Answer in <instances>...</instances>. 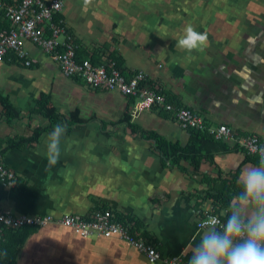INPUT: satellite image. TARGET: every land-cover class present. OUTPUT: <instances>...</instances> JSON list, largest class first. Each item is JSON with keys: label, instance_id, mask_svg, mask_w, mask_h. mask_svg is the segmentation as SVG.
<instances>
[{"label": "crops", "instance_id": "crops-1", "mask_svg": "<svg viewBox=\"0 0 264 264\" xmlns=\"http://www.w3.org/2000/svg\"><path fill=\"white\" fill-rule=\"evenodd\" d=\"M56 18L80 57L141 70L211 127L225 125L264 143V0H62ZM189 27L203 39L180 46ZM25 48L34 60L30 67L0 62V96L12 109L7 117L0 103V156L15 178L10 186L0 181V215L59 218L107 208L130 218L166 255L187 261L199 240V213L230 211L213 198L227 187L221 181L236 186V203L240 183L231 164L251 166L257 158L222 142L227 149L209 153L197 172L184 161L169 167L128 123L181 146L189 142L186 131L154 111L133 116V100L93 91L64 76L36 46ZM43 96L66 123L52 166L46 141L53 125L38 108ZM38 128L46 130L24 143ZM12 264L150 263L120 240L83 238L48 224L25 239Z\"/></svg>", "mask_w": 264, "mask_h": 264}, {"label": "built area", "instance_id": "built-area-1", "mask_svg": "<svg viewBox=\"0 0 264 264\" xmlns=\"http://www.w3.org/2000/svg\"><path fill=\"white\" fill-rule=\"evenodd\" d=\"M62 8V0H0V62L8 61L30 67L34 60L25 48L28 42L51 58L61 73L74 78L93 91L116 92L133 100L131 114L163 111L181 129L197 128L207 130L215 140L230 142L247 157L257 158L256 151L264 143L256 135L238 137L225 125L211 127L194 110L172 103L171 97L149 80L141 70L125 72L115 61L107 59L94 65L90 59L76 58L77 45L69 31L56 16ZM0 181L10 186L14 175L2 163L0 156ZM197 227L208 215H217L215 210H202ZM56 224L70 230L79 237L99 236L125 242L142 254L150 264H187L179 255L161 254L155 244L132 229V225L120 221L111 209L97 208L86 215H63L54 218L49 215L38 217L0 215V240L4 230L15 231L23 226L41 228ZM155 245V246H154Z\"/></svg>", "mask_w": 264, "mask_h": 264}, {"label": "clouds", "instance_id": "clouds-1", "mask_svg": "<svg viewBox=\"0 0 264 264\" xmlns=\"http://www.w3.org/2000/svg\"><path fill=\"white\" fill-rule=\"evenodd\" d=\"M201 37L191 27L186 30L180 46L193 47L192 41ZM191 41V43H189ZM65 125L57 124L48 135L46 156L50 166L58 162L60 141ZM256 163L238 170L240 188L236 203L229 201L230 211L223 218L213 214L202 219L199 240L193 244L187 264H264V147L255 152Z\"/></svg>", "mask_w": 264, "mask_h": 264}, {"label": "trees", "instance_id": "trees-1", "mask_svg": "<svg viewBox=\"0 0 264 264\" xmlns=\"http://www.w3.org/2000/svg\"><path fill=\"white\" fill-rule=\"evenodd\" d=\"M76 58L78 60L87 59L86 57L83 58L80 57L78 51ZM88 59H90L91 63L94 65H98L101 63V61H99L98 59L96 60H93L92 58H88ZM111 60L115 61L118 68L123 69L121 66L122 64L121 61H118L116 59L115 60L111 59ZM4 99L5 98L0 96V103L2 104L3 109H5L6 111L5 112L6 116L9 117L12 109L10 107V104ZM170 101L177 106H182V104L178 103L177 100L171 99ZM38 108L41 109L40 113L43 114V117L47 118L50 121V125H53L50 132L54 130V127L58 123L66 125V123H64V119H62L55 112V110H53L52 107H50L48 98L46 96L42 97V99L38 103ZM155 112L161 117H164L166 119L170 118L169 114L166 112L163 111H155ZM123 121L128 123L129 117H125ZM128 126L131 127L132 131H134L135 133H140L146 140L152 142L154 149L155 151L158 152L163 164H166L169 167L179 166V163L181 161H184L190 164V166L193 169V172H197L202 159H208L210 157V154H212L216 149H220V148L227 149V147L222 143V141L215 140L212 135L207 133V130L202 131L197 128H191L185 130L188 133L190 139L185 146H181L179 143H172L165 140L163 137H161L160 135H158L153 131L142 130L137 126H133L130 123H128ZM45 130L46 129H42V128H38L34 130L33 134L29 138L25 139L23 142L24 143L34 142L38 138L39 134ZM21 145L22 144L17 143L16 146L20 147ZM8 146H11V143L8 144ZM221 182L226 184L227 187H225V191H222L220 189L218 191V194L213 198L216 201L220 200L221 205L223 207H226L229 201L232 199L233 192L231 190L236 188V186L233 185V182L231 184H227L224 181ZM117 217L120 221L131 224L132 229L136 232H139L138 228L134 226L130 218L128 219L127 217L119 216V215H117ZM37 229L38 228L34 226H23L15 231H11L9 229L4 230L2 239L0 240V263L12 264L14 262L17 250L21 247L25 239ZM139 233L144 238L149 239L146 233H142V232ZM155 248L161 254H166L164 253V250L161 246H155Z\"/></svg>", "mask_w": 264, "mask_h": 264}, {"label": "snow or ice", "instance_id": "snow-or-ice-1", "mask_svg": "<svg viewBox=\"0 0 264 264\" xmlns=\"http://www.w3.org/2000/svg\"><path fill=\"white\" fill-rule=\"evenodd\" d=\"M195 39V38H194ZM200 39H203L202 37ZM189 43H191V41H189Z\"/></svg>", "mask_w": 264, "mask_h": 264}, {"label": "rangeland", "instance_id": "rangeland-1", "mask_svg": "<svg viewBox=\"0 0 264 264\" xmlns=\"http://www.w3.org/2000/svg\"><path fill=\"white\" fill-rule=\"evenodd\" d=\"M155 112V111H154ZM170 119V118H169Z\"/></svg>", "mask_w": 264, "mask_h": 264}, {"label": "bare ground", "instance_id": "bare-ground-1", "mask_svg": "<svg viewBox=\"0 0 264 264\" xmlns=\"http://www.w3.org/2000/svg\"><path fill=\"white\" fill-rule=\"evenodd\" d=\"M139 253V252H138Z\"/></svg>", "mask_w": 264, "mask_h": 264}]
</instances>
